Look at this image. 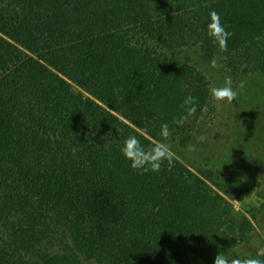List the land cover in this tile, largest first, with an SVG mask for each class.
Wrapping results in <instances>:
<instances>
[{
    "label": "trees",
    "instance_id": "1",
    "mask_svg": "<svg viewBox=\"0 0 264 264\" xmlns=\"http://www.w3.org/2000/svg\"><path fill=\"white\" fill-rule=\"evenodd\" d=\"M213 10L226 52L206 35ZM189 49L264 75V0H0V264H213L252 238L213 186L242 199L227 173L264 156L141 173L120 152L129 135L159 141L163 123L167 142L194 137L211 83ZM188 94L196 113L177 125Z\"/></svg>",
    "mask_w": 264,
    "mask_h": 264
},
{
    "label": "rangeland",
    "instance_id": "2",
    "mask_svg": "<svg viewBox=\"0 0 264 264\" xmlns=\"http://www.w3.org/2000/svg\"><path fill=\"white\" fill-rule=\"evenodd\" d=\"M178 55L196 62V65L208 76L211 88L222 85L225 76L228 75L232 77L234 85L244 81L245 86L232 104L217 103L210 98L194 137L183 144L179 141L168 142L175 157L181 158L189 167L195 163L211 168L214 163L226 162L227 164L237 157L242 158V161L247 160L252 153L264 156V75H233L220 67L210 68L209 63L198 59V52L195 49L180 51ZM200 136L205 139L198 140ZM189 144H194L196 151L189 152ZM227 174H233L230 175L231 179H235L236 176L242 177L241 182L235 184L241 191L235 190L244 195L242 199L227 194L226 187L221 185L213 187L229 199L236 211L246 213L254 223L255 231L252 238L238 245L228 254L230 258L244 259L252 251L264 248V168L232 166ZM249 174L255 176V180L252 186L250 184L251 190L248 192L245 190V185L250 182ZM248 210L253 211L256 216H251Z\"/></svg>",
    "mask_w": 264,
    "mask_h": 264
},
{
    "label": "clouds",
    "instance_id": "3",
    "mask_svg": "<svg viewBox=\"0 0 264 264\" xmlns=\"http://www.w3.org/2000/svg\"><path fill=\"white\" fill-rule=\"evenodd\" d=\"M206 35L211 42L218 47L221 52L227 51V41L232 35L227 31L221 23L220 15L216 11H210L208 21L206 23ZM210 68L220 67L219 60L214 58L209 62ZM245 82L239 81L234 85L230 75L225 76L224 82L220 86H213L210 89L211 98L219 103L226 102L232 104L236 101L239 93L244 89ZM184 112L175 119L177 125H183L190 117L196 113V98L188 94L180 105ZM161 139L151 144L141 143L138 135L133 134L127 136L120 145V152L123 157L130 162V167L141 173L148 171L158 172L161 165L166 161L168 165H172L175 154L171 150V145L167 142L171 136V131L167 123H163L159 133ZM203 136L198 137V140L203 141ZM188 151H196L194 144L188 145ZM213 264H264V260L248 257L239 259L237 257H228L218 252L214 258Z\"/></svg>",
    "mask_w": 264,
    "mask_h": 264
}]
</instances>
